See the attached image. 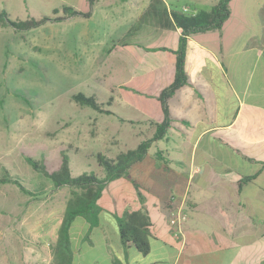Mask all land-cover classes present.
Listing matches in <instances>:
<instances>
[{
    "label": "crops",
    "instance_id": "0c3cea01",
    "mask_svg": "<svg viewBox=\"0 0 264 264\" xmlns=\"http://www.w3.org/2000/svg\"><path fill=\"white\" fill-rule=\"evenodd\" d=\"M113 1L122 21L132 22L126 31L133 39L115 41L111 54L125 62L131 77L124 89L134 91L140 100L133 107L144 116L134 120L155 125L163 118L157 97L174 78L172 50L179 46L181 31L161 27L154 17L138 23L152 0ZM217 1L163 0L178 10L184 6L200 10L204 2H210V8ZM259 5L254 8L257 28L245 19H233L230 0V15L222 28L187 36L188 82L167 101L172 117L167 134L152 143L153 153L148 151L125 177L144 189L160 182L168 187L163 236L153 234L147 208L125 205L105 213L101 194L99 224L90 227L76 216L69 230V238L76 237L85 248L89 264H130L124 257L131 252L147 264H264V0ZM246 10L241 3L239 13L245 16ZM149 106L155 115L144 113ZM144 132L139 134L145 137ZM254 174L253 180L240 182ZM178 205L188 211L180 238L168 222L169 208ZM133 209L146 211L151 223L146 254L131 243L127 248L120 244L117 217Z\"/></svg>",
    "mask_w": 264,
    "mask_h": 264
},
{
    "label": "rangeland",
    "instance_id": "374dc122",
    "mask_svg": "<svg viewBox=\"0 0 264 264\" xmlns=\"http://www.w3.org/2000/svg\"><path fill=\"white\" fill-rule=\"evenodd\" d=\"M262 1L233 0V19H245L251 27H259L254 8ZM209 3L201 7L209 9ZM241 3L247 7L245 16L239 13ZM62 5L87 11L89 0H0V11L13 20L40 19L63 15ZM115 7L113 0H94L88 18L74 15L24 30L0 22V174L8 170L35 192L25 194L14 183H0V264H35L45 256L56 262L64 260L54 249L70 188L55 189L50 179L25 161L26 156L43 158L47 168L55 170L60 166L61 152L66 151L73 176L90 171L103 175L95 158L97 152L113 157L117 148L135 147L154 133L153 123L143 126L134 120L144 116L133 107L140 100L134 91L124 89L131 77L125 62L111 54L115 41L133 39L126 31L132 22H123ZM54 8L60 10L53 14ZM146 17L142 13L138 23L150 19ZM78 91L101 102L112 95L110 109L114 114L74 102L72 94ZM150 108L144 113L155 115ZM141 130L145 137L139 134ZM149 151L153 153L154 148ZM142 193L140 199L131 180L116 178L107 184L99 202L105 213L125 205L147 208L153 234L162 237L166 218L163 201L170 191L160 182L151 189L143 188ZM84 249L76 237L69 238L65 262L89 264ZM124 259L130 264L148 262L137 261L132 252Z\"/></svg>",
    "mask_w": 264,
    "mask_h": 264
},
{
    "label": "trees",
    "instance_id": "16d2710c",
    "mask_svg": "<svg viewBox=\"0 0 264 264\" xmlns=\"http://www.w3.org/2000/svg\"><path fill=\"white\" fill-rule=\"evenodd\" d=\"M94 0H89L87 11H79L72 6L62 5L61 10L63 15L57 17L43 16L40 19L30 18L25 20H13L9 17L6 11H0V22L9 24L14 29L24 30L38 26L45 21L60 20L74 15H82L86 18L91 16V6ZM60 9L54 8L53 14H56ZM230 0H218L209 9L195 10L194 13H186L178 8H168L163 0H152L149 7L143 12L144 18L146 15L154 17L163 28H178L181 31L178 48L172 50L176 54L175 73L171 83L161 89L157 99L159 100L160 108L163 114L162 120L155 122V130L151 137L141 140L135 147L120 151L115 156L110 157L102 152H97L96 161L103 170V175H99L95 171L84 172L82 174L72 175L66 151L61 152L60 166L55 170H49L43 161V158L34 159L29 156H24L25 161L44 177L51 180L55 189L68 186L70 188L69 196L66 201L65 211L57 229L58 246L54 252L64 258L63 261H57L58 264H67L65 248L69 242V230L72 220L76 217H82L90 227L99 224L100 212L102 207L98 200L103 193L107 184L122 177H128L129 170L133 164L140 162L146 157L149 148L154 141L163 139L170 127L172 120L167 101L181 86L188 82V76L185 68V46L187 36L193 32H204L211 29L222 28L224 21L230 15ZM166 50V47H151V49ZM72 100L82 106L90 107L93 110L103 114L113 115L111 110L112 100L111 95L108 100L101 102L93 95H86L82 91L72 94ZM8 170H4L0 174V183H14L18 185L25 194L34 195L24 187V185L16 178L9 175ZM257 177L255 175H247L241 179L251 181ZM136 186L140 199L143 198V188L132 179ZM119 227V239L122 247L127 248L131 243L141 254H146L150 250L148 239L150 221L146 211L142 209H133L125 211L122 216L117 217Z\"/></svg>",
    "mask_w": 264,
    "mask_h": 264
},
{
    "label": "built area",
    "instance_id": "2783aa9c",
    "mask_svg": "<svg viewBox=\"0 0 264 264\" xmlns=\"http://www.w3.org/2000/svg\"><path fill=\"white\" fill-rule=\"evenodd\" d=\"M181 11L186 13H194L195 9H191L189 6H184ZM188 211L184 206H172L169 208L168 222L173 229V235L176 238H180L181 233H183V224L187 218ZM35 264H58L55 259L50 257H43L42 259L35 262Z\"/></svg>",
    "mask_w": 264,
    "mask_h": 264
}]
</instances>
